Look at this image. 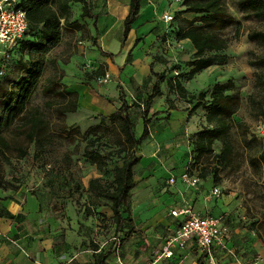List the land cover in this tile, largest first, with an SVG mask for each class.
I'll list each match as a JSON object with an SVG mask.
<instances>
[{"label":"rangeland","instance_id":"374dc122","mask_svg":"<svg viewBox=\"0 0 264 264\" xmlns=\"http://www.w3.org/2000/svg\"><path fill=\"white\" fill-rule=\"evenodd\" d=\"M161 1L165 5L163 12L155 17L160 26L159 33L150 44L144 39L142 44L138 42L129 47L128 40L123 41L122 24L114 23L110 33L100 42L104 47L103 42L112 41L107 51L113 56H107V63L95 59L97 56L102 60L106 57L93 43L97 42V35H91L94 25L86 27L81 23L83 17L80 16L79 3L70 5L68 20H78L80 26L71 28L63 25L58 43L47 52L33 54L43 61V69L27 107L37 106L40 109L49 123L50 140L44 151L37 155L34 145L30 144L28 154L23 158H17L14 152L7 153L6 159L0 156V194L37 195L44 214L49 219L60 221H57L56 240L77 237L75 248H89L93 244L98 249L113 247L110 264H195L200 256L196 248L177 251L171 259L156 257L152 250L163 242L169 227H161L146 218L157 213L156 203L160 195L169 193L168 176L185 168L191 173L204 175L200 178L203 181L202 190H198L193 198L189 195L185 206L196 212L194 206H205V200L211 202L207 210L199 209L196 213L212 212L225 228L224 237L206 253L203 264H264V166L259 162L250 163V158L257 156L264 143V65L252 64L264 57V42L247 38L251 30H264V21L246 18V12L236 7L235 0H223L234 20L240 22L236 38V23L223 31L230 38L224 50L228 59L187 79L194 48L191 43L185 47L175 45L179 40L173 31L180 24L186 26L182 15H177L184 6L182 0ZM90 9L99 14L105 10L100 6V0H91ZM164 13L172 15L170 22L163 20ZM194 16L193 13L184 14L188 19ZM104 21L109 22L106 17ZM122 42L125 43L123 52L129 47L130 53L125 63L120 65ZM27 57V50H18L5 57L0 53V82L11 88L24 74L21 61ZM150 62L154 70L165 74V79L160 82L161 94L153 97L147 112L150 134L134 149L140 157L133 171L136 185L123 209V216L131 220H125L120 229L115 230L116 219L110 202L94 195L88 182L98 177L101 185L111 187L114 167L120 165L127 154L118 123L108 117L119 106V87L123 88L129 104L128 115L133 122V132L136 137L141 133L145 99L155 78L148 69ZM53 76L60 77L61 87L77 92L76 110L61 118H58L55 106L62 97L46 95L42 90L47 79ZM169 77L179 78L188 93L205 91L206 98L214 83L230 80L233 84L230 92L240 96V104L232 118L246 126V138L252 135L256 140L249 147L245 146L240 128L234 126L232 137L235 150L229 166H219L212 154L201 157L197 162L194 159V141L198 131L206 125L204 110L201 107L193 110L186 121L185 117L182 118L174 131L165 128L161 121L167 116L153 114L155 110L163 111L168 107V100L177 109L185 110V98L179 97L166 85L165 80ZM249 96L261 102V115L254 113L256 109L251 107ZM65 98L68 99V96ZM100 113L103 116L97 115ZM2 132L10 137L7 130ZM151 140L157 146L155 159L159 166L155 169H151L155 161L144 158L151 151V143H148ZM87 142L90 150L97 149L104 155L106 165L101 170L83 155ZM212 149L213 153L219 152L221 143L214 141ZM214 187L219 190L217 196L211 192ZM201 201L202 206L198 205Z\"/></svg>","mask_w":264,"mask_h":264},{"label":"trees","instance_id":"16d2710c","mask_svg":"<svg viewBox=\"0 0 264 264\" xmlns=\"http://www.w3.org/2000/svg\"><path fill=\"white\" fill-rule=\"evenodd\" d=\"M74 3L81 5V17L93 18L95 23L97 16L90 9L89 0H18L17 7L24 9L26 13L27 28L17 46L11 51V55L18 50H27L28 57L21 61L24 74L12 84L11 88L0 82V156L5 159L7 153L12 152L17 158L25 157L28 154L30 144L34 145L35 155L42 153L46 143L50 140L49 123L42 116L40 109L37 106L27 107V101L35 89L43 69V61L34 57L33 54L47 52L58 43L63 25L71 28L80 26L78 20H68L70 5ZM141 4V0L129 1L128 11L122 21L123 41L127 38L132 23L140 12ZM235 4L239 10L246 12V18L264 21V0H235ZM182 5L184 8L178 10L177 15H182L181 19L186 23V26L180 24L173 31L177 40L189 39L194 48L193 56L189 61L190 69L187 72V79H190L194 74L211 65L223 64L227 61L228 55L224 50L228 47L230 38L225 36L223 31L236 23L238 25L234 31L236 38L239 34L240 22L234 20L223 0H182ZM185 13H193L195 16L188 19L184 17ZM247 38L250 41L264 42V30H251L247 33ZM138 40L139 38H136L133 45ZM93 43L102 55L112 58L113 53L103 50L96 41ZM129 53L128 51L126 59ZM252 64L264 65V57ZM149 72L155 78L151 92L145 99L141 133L136 137L133 132V122L128 115L129 104L123 88L119 87V106L108 117L118 123L122 142L127 146V154L123 157L121 164L114 167L111 187L101 185V179L98 177L91 178L88 182L89 190L94 195L104 197L110 202V209L116 219L115 230H119L125 220H131L128 216H123V209L131 190L136 185L133 171L140 157L134 149L149 134L148 123L150 118L147 116V112L153 97L161 94L160 82L165 79L163 72L154 71L152 63L149 64ZM59 79L60 77H49L42 90L46 95L55 94L62 97V100L55 106L56 114L58 118H61L66 113L76 110L77 92L66 90L64 86L61 87ZM259 79L261 81L262 78L259 77ZM165 81L168 89L175 90L179 97L185 98L188 105L195 100L188 110V115L198 107L204 110L206 125L198 131L194 141V159L197 162L201 157L212 154L219 166H229L233 161L235 150L232 137L234 126L240 128V137L245 146L249 147L251 142L256 140L252 135L246 138V126L241 122H235L232 118L240 104V96L236 92H230L233 88L230 80L214 83L208 98H206L205 91H199L196 94L188 93L186 87L177 77H169ZM57 87L60 88L57 89ZM65 96H68V99ZM249 101L251 107L256 109L254 113L261 115L263 113L261 102L256 101L253 96H249ZM168 102V109L175 108L171 104V100ZM161 112L162 110H155L153 114L157 115ZM97 115L103 116L101 113ZM3 130L10 133L9 138L3 134ZM216 140L221 143V149L219 152L213 153L212 144ZM83 150V155L97 169L101 170L106 165L104 155L97 149L90 150L88 142ZM255 162L264 166V143L257 156L250 158V163L254 164ZM215 171L216 168H214L213 173ZM145 175L147 176L148 173ZM197 175L199 178L204 177L200 173ZM130 231L128 232L129 235L131 234ZM89 248L97 251L98 246L93 244ZM112 252L113 247L101 248L94 252L93 261L89 264H108L107 259ZM205 255L206 252L201 253L195 264H203Z\"/></svg>","mask_w":264,"mask_h":264},{"label":"crops","instance_id":"0c3cea01","mask_svg":"<svg viewBox=\"0 0 264 264\" xmlns=\"http://www.w3.org/2000/svg\"><path fill=\"white\" fill-rule=\"evenodd\" d=\"M129 1L130 0H100V6L105 10L101 14L96 10L92 11L97 16L95 23L93 22V18L83 17L81 23L85 24L86 27L91 26V24L95 26H93L94 30H91V35L94 37L97 35L96 40L100 46L101 38L103 40L104 37L110 33L114 23L115 25L122 24L128 11ZM141 1L142 6L144 7L141 6L140 12L132 23L131 29L126 38L128 40L127 43L129 42V47L134 44L136 38H139L137 43L141 42L140 44H142V40L146 39V42L150 44L156 33H159L160 26L159 23L155 21V17L163 12L162 10L165 6L164 3H162L163 1ZM105 17L109 22L104 21ZM138 31L141 32L136 35V32ZM145 34H147L146 37H144ZM111 43L112 41H108L107 43L103 42L105 46H101V48L103 50H108V48L111 47ZM124 44L125 43L122 44V54L118 63L120 65L125 63L126 54L129 51L128 47L127 51L123 52ZM176 44L185 47V45L190 44V41L189 39H181L178 43H175V45ZM104 57L106 58L103 60L100 56L95 57V59H100V62L107 63L105 61L107 56ZM189 108L188 103L185 105V110L177 109L176 107L173 109H168L167 107L164 108V112L162 111L159 114L165 115V117L167 116L166 119H161L165 128L168 127L169 130L174 131L183 117H185V121L189 117ZM165 110H167V113ZM162 135L164 134L162 133ZM148 143H151V151L146 153L144 158L154 160L155 163L151 169H155L159 166L158 161L155 159L157 146H154L153 140ZM184 171L185 168H180L178 171L168 176L167 181L170 176H175L174 183H169L168 181L171 186L168 187L169 193L162 194L157 199V213L155 215L152 213L146 216V218L154 222V224L160 225L161 227H169V232L167 236H165L163 242L152 250V253L155 256L157 250H160L163 246L165 239L176 229L181 218V216L175 217L171 215L170 210L185 206V200L186 202L188 201L186 198L189 199L190 196L193 198L198 190H202L200 186L203 188L202 180H200V183L196 187L189 186L181 180L180 174ZM174 185H177V187H174ZM185 191L188 192L185 193ZM204 203L205 206L203 207L195 208L196 206H194L196 212L199 209L207 210L211 205V202H207L206 200ZM198 205L202 206V201L199 202ZM44 212L45 210L43 207L40 208L39 198L35 194H0V264H89L92 262L94 252L99 251L101 248L97 251L88 247L75 248L78 245V241L76 240L78 239L77 237H72V239L66 237V239L56 240L55 233L58 230L57 221L59 220L54 218L49 219ZM207 214L216 216L209 211H204L200 215ZM185 248L189 251L194 249L195 246L191 242L188 243ZM185 248H174L171 257L167 258L161 256V258L171 259L175 256V252L185 250ZM198 255H200L199 252ZM111 256L112 254L107 259L109 264L111 263Z\"/></svg>","mask_w":264,"mask_h":264},{"label":"built area","instance_id":"2783aa9c","mask_svg":"<svg viewBox=\"0 0 264 264\" xmlns=\"http://www.w3.org/2000/svg\"><path fill=\"white\" fill-rule=\"evenodd\" d=\"M17 3L18 0H0V53L4 57L11 54L27 28L25 10L17 7ZM162 18L170 22L172 15L164 13ZM180 178L189 186L196 187L200 183L198 175L191 173L188 169L180 174ZM168 181L174 183L175 176H170ZM211 192L214 196L219 194L217 187H214ZM170 214L175 217L181 216V218L176 229L165 239L160 251L156 253V257H171L174 248L183 249L191 242L200 254L207 253L225 235V228L218 216L197 214L188 205L171 209ZM116 244L118 246L119 242L117 241Z\"/></svg>","mask_w":264,"mask_h":264}]
</instances>
